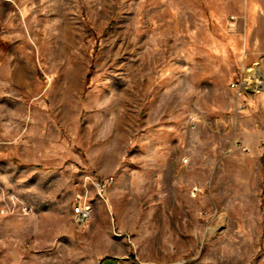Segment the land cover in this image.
Wrapping results in <instances>:
<instances>
[{"label": "rangeland", "instance_id": "rangeland-1", "mask_svg": "<svg viewBox=\"0 0 264 264\" xmlns=\"http://www.w3.org/2000/svg\"><path fill=\"white\" fill-rule=\"evenodd\" d=\"M260 94L264 0H0V264H264Z\"/></svg>", "mask_w": 264, "mask_h": 264}, {"label": "built area", "instance_id": "built-area-1", "mask_svg": "<svg viewBox=\"0 0 264 264\" xmlns=\"http://www.w3.org/2000/svg\"><path fill=\"white\" fill-rule=\"evenodd\" d=\"M111 179L109 178L108 180H111ZM94 185L99 195L102 196L107 188L106 182L96 181L94 182ZM86 194H88L87 190H86ZM24 210L26 211L28 209L25 207ZM75 213L78 214V216L80 217L82 221L90 217L91 205L87 201V195H85L84 197L82 196V198L78 199V205L75 207ZM138 264H155V263H146V262L139 261Z\"/></svg>", "mask_w": 264, "mask_h": 264}, {"label": "bare ground", "instance_id": "bare-ground-1", "mask_svg": "<svg viewBox=\"0 0 264 264\" xmlns=\"http://www.w3.org/2000/svg\"><path fill=\"white\" fill-rule=\"evenodd\" d=\"M249 80H250V79H249ZM249 80H248V81H249ZM251 82H253V83L255 84V79H253ZM251 82H250V83H251Z\"/></svg>", "mask_w": 264, "mask_h": 264}, {"label": "crops", "instance_id": "crops-1", "mask_svg": "<svg viewBox=\"0 0 264 264\" xmlns=\"http://www.w3.org/2000/svg\"><path fill=\"white\" fill-rule=\"evenodd\" d=\"M260 97H261V98H264V94H260Z\"/></svg>", "mask_w": 264, "mask_h": 264}, {"label": "water", "instance_id": "water-1", "mask_svg": "<svg viewBox=\"0 0 264 264\" xmlns=\"http://www.w3.org/2000/svg\"><path fill=\"white\" fill-rule=\"evenodd\" d=\"M177 264H181V263H177Z\"/></svg>", "mask_w": 264, "mask_h": 264}]
</instances>
